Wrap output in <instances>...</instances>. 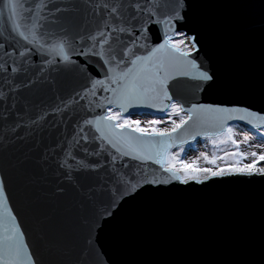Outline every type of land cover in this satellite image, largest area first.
Instances as JSON below:
<instances>
[{"label":"snow or ice","instance_id":"obj_1","mask_svg":"<svg viewBox=\"0 0 264 264\" xmlns=\"http://www.w3.org/2000/svg\"><path fill=\"white\" fill-rule=\"evenodd\" d=\"M216 6L0 0V264H264V0L243 5L258 56L226 66ZM210 181L259 209L227 251L129 240L135 215Z\"/></svg>","mask_w":264,"mask_h":264},{"label":"water","instance_id":"obj_2","mask_svg":"<svg viewBox=\"0 0 264 264\" xmlns=\"http://www.w3.org/2000/svg\"><path fill=\"white\" fill-rule=\"evenodd\" d=\"M210 3L217 5L207 9V13L216 24L218 37L212 47L221 65L232 63L240 55L258 56V50L254 52L258 37L248 31V26L257 19V9L243 6L246 0H210ZM209 184L212 186L205 195L148 208L135 215L126 226L129 240L156 254L193 249L227 251L234 234L247 227L253 215L258 216L259 209L251 205L250 197L234 195L245 193L248 186L211 181Z\"/></svg>","mask_w":264,"mask_h":264},{"label":"rangeland","instance_id":"obj_3","mask_svg":"<svg viewBox=\"0 0 264 264\" xmlns=\"http://www.w3.org/2000/svg\"><path fill=\"white\" fill-rule=\"evenodd\" d=\"M134 118H139L141 120H144L146 118H151V117H143V116H141V117H134ZM204 144H205V142H204L203 139H198L196 142H194V144H193L194 150H187L186 154H185V159L193 158L194 156L199 154V151L205 150ZM221 147H223V146H221ZM207 150L209 152L211 151L210 145H209ZM242 150H247V149L242 148ZM221 154H223V153H221ZM258 166H264V161L258 162Z\"/></svg>","mask_w":264,"mask_h":264}]
</instances>
